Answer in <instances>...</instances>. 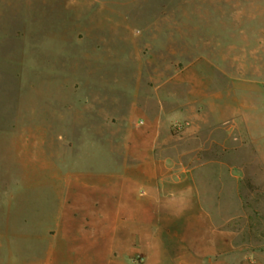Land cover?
<instances>
[{
    "label": "rangeland",
    "instance_id": "374dc122",
    "mask_svg": "<svg viewBox=\"0 0 264 264\" xmlns=\"http://www.w3.org/2000/svg\"><path fill=\"white\" fill-rule=\"evenodd\" d=\"M0 264H264V0H0Z\"/></svg>",
    "mask_w": 264,
    "mask_h": 264
},
{
    "label": "crops",
    "instance_id": "0c3cea01",
    "mask_svg": "<svg viewBox=\"0 0 264 264\" xmlns=\"http://www.w3.org/2000/svg\"><path fill=\"white\" fill-rule=\"evenodd\" d=\"M198 68L196 69L197 71H200L201 69H200V66H197Z\"/></svg>",
    "mask_w": 264,
    "mask_h": 264
}]
</instances>
